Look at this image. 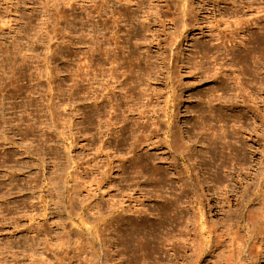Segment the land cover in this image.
<instances>
[{
  "label": "rangeland",
  "instance_id": "374dc122",
  "mask_svg": "<svg viewBox=\"0 0 264 264\" xmlns=\"http://www.w3.org/2000/svg\"><path fill=\"white\" fill-rule=\"evenodd\" d=\"M230 30L241 44L218 46ZM256 247L264 0H0V264H256Z\"/></svg>",
  "mask_w": 264,
  "mask_h": 264
},
{
  "label": "bare ground",
  "instance_id": "6f19581e",
  "mask_svg": "<svg viewBox=\"0 0 264 264\" xmlns=\"http://www.w3.org/2000/svg\"><path fill=\"white\" fill-rule=\"evenodd\" d=\"M240 22H241V19H238V22L237 21H234L233 22V25H239L240 24ZM231 25V24H230ZM241 25H243V23L241 24ZM242 29V28H241ZM224 32H226V31H224ZM224 32H222V33H220L217 37V39L218 40H220L219 42H217L218 43V46L219 45H223L224 47H226V45H227V43L228 42H230V43H232V42H236L238 45H240L241 44V42L242 41H240V42H237L236 40V37H235V34H236V32L237 31H235V30H230V31H228V32H226V33H224ZM204 72V71H203ZM205 76V75H204ZM203 76V77H204ZM205 78H207V76L205 77ZM168 79V77L166 78V80ZM118 83H120V82H118ZM168 84V83H167ZM182 86H184V85H180V84H178L177 82H175V84H174V86L172 87V93H171V95L167 98V101H166V104H167V110L168 111H170V109L171 108H173V107H176L177 105H179V103L181 102V100H179L180 98H182V94L183 93H181V94H179L180 95V98H179V95H178V98H177V94L175 95L174 93H175V91H176V89H178V88H180V87H182ZM182 90H183V88H181ZM207 92H209V90H207ZM193 95L191 94L190 96H189V98H191ZM221 96V95H220ZM220 96H218V98L220 97ZM224 96V95H223ZM217 98V99H218ZM221 100H222V98H220ZM209 103L212 101V99L209 97L208 98V100H207ZM225 102H226V100H224ZM168 111H167V113H166V115L168 116V120H166V131H165V134H166V137L168 138L170 135V132H171V121H170V119L172 118V112H171V114L170 115H168L169 113H168ZM139 117L140 118H146V120H144L143 122H142V124H141V126L142 127H146V126H150V127H152L151 128V130L150 131H156V130H158V122L157 121H155V119L151 116V115H139ZM128 119V117L126 116V117H124V121H126ZM158 125V126H157ZM52 182H53V180H51ZM49 184H51L52 186H53V183H51L50 181H49ZM53 188H55L54 186H53ZM262 248V247H261ZM261 248H257L256 247V249L255 250H250V255L251 256H253V257H256V264H259V261L262 259V260H264V253L262 252V250H261ZM253 262V261H252ZM251 262V263H252Z\"/></svg>",
  "mask_w": 264,
  "mask_h": 264
}]
</instances>
